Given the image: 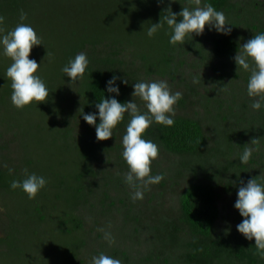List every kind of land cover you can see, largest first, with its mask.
Masks as SVG:
<instances>
[{
	"label": "trees",
	"instance_id": "16d2710c",
	"mask_svg": "<svg viewBox=\"0 0 264 264\" xmlns=\"http://www.w3.org/2000/svg\"><path fill=\"white\" fill-rule=\"evenodd\" d=\"M36 1L37 4L32 2L28 6V0H0V16L4 17L0 28L6 32L12 29L20 22L21 10L27 13L24 22L37 25L38 19L31 14L39 13L44 1H47L45 4L48 7L52 1ZM108 1L112 0H105L103 8L106 12L103 17L107 22L102 20L103 26L98 24L97 27L75 31L61 24L68 36L59 38L61 45L57 51L56 46L47 41L34 47L36 52H41L40 58L46 60L39 74L49 89L48 98L39 102L38 108L30 105L17 109L13 106L11 82L5 75L11 59L0 55V127H4L6 132H15L14 137L19 140L17 128L29 126L28 134L41 141L36 152L56 162L55 168L50 166L47 170H41L36 166V160L24 152L25 169H29V173L32 169L48 180L35 199H29L22 190L10 187L11 180L23 178L25 171H21L20 166H6L4 158L0 157V189L23 196L25 201L32 204V221L41 226L48 220H55L59 233L7 235V238L0 240L5 246L0 252V260H14L15 264H84L81 258L83 251L97 247L119 258L122 264H264V256L254 247V241L246 240L237 230L222 234L215 232V224L220 217V192L214 183L198 181L189 184L179 195L178 215L155 217L153 214L157 226L158 222H166L167 230L161 227L158 230L160 235H139L141 230H145L147 222L144 224L146 220L142 218V212L126 203L124 190L128 185L124 182V174L115 172L110 164L104 163L106 158H112V151L122 153V136L130 117L125 114L113 137L97 141L95 127L88 125L82 116L83 110L85 113L98 111L95 103L104 95H114L106 92V82L113 75L125 77L129 82L123 84L117 81L120 86L117 99L121 102L132 99V84L140 80L152 77L176 80L179 69L176 52L184 50L195 51L198 56L214 64L212 67L218 75L212 80L220 87L225 85L227 77H234L233 83L240 79L237 89L247 99L250 72L237 71L232 58L247 39L257 32H264V0H202V5L210 2L225 13L231 22L230 35L209 31L206 26L203 35H193L183 45L176 46L169 43L170 29L166 24L154 36L147 35L150 24L159 22L165 15L163 12L169 7L168 0L161 4L157 0H113L115 4L121 2L117 7L118 12L110 9ZM186 5L195 6L194 2L188 5V0H173L170 7L173 12L179 13ZM47 6H44V11L50 8ZM46 25L44 22L43 26ZM204 38H207V42L203 41ZM101 46L111 48L110 53L99 51ZM123 49L130 51V59L118 55ZM81 51L87 53L90 61L88 69L82 81L70 84V78L61 69ZM215 61L219 64H215ZM185 88L176 104L180 108L188 105L198 85L195 87L187 83ZM204 98L207 96L204 95ZM133 99L142 111L145 110L139 98ZM234 102L230 101L228 110L219 113L222 122L216 126V138L206 133L201 119L187 115H175L173 127L153 123L146 131V138L160 146L159 154L182 157L184 165L187 163L193 172L198 169L207 176L212 173L213 178L229 172L234 176L243 174L247 179L259 176L264 173V108L250 112V119L242 128L229 129L225 126L226 119L235 109L241 108L243 112L250 110L243 96ZM66 103L68 111L64 113ZM73 116L84 122V131L76 133L71 122ZM6 132L0 130V149L7 143L4 141ZM21 134L25 135L23 132ZM253 138H259V144L255 146L249 162L241 164L239 154ZM210 142H213L212 146ZM100 160L104 162L98 165ZM120 166H127L124 158ZM113 188L118 195H111ZM160 192L156 193L159 194L157 197H162ZM94 209L98 210L96 214ZM88 211L91 216L94 214L95 228L92 230H89L85 219V212ZM115 212L122 218L121 225ZM101 214L107 216L105 221L108 231L115 238L114 243L109 244L105 240L104 231H100L99 235H89L96 231V226L105 228ZM241 219L239 215V222ZM119 231L121 234L117 235ZM139 242L146 246L145 254L139 259H132L128 246Z\"/></svg>",
	"mask_w": 264,
	"mask_h": 264
},
{
	"label": "clouds",
	"instance_id": "9594fccd",
	"mask_svg": "<svg viewBox=\"0 0 264 264\" xmlns=\"http://www.w3.org/2000/svg\"><path fill=\"white\" fill-rule=\"evenodd\" d=\"M163 2L164 0H157L158 4ZM172 2L173 0H168L169 7L163 12L165 15L159 22L151 23L148 27L149 37L164 28L165 24L170 29L169 43L174 46L183 45L193 35H203L206 26L209 31L230 35L231 22L212 3L205 2L202 5V0H188V5L194 2L195 6H183L176 13L170 7ZM26 18L27 13L21 10L20 22L14 28L7 32L0 28V55L11 59L5 75L10 79L11 102L17 109L30 105L38 108V103L46 101L49 96V89L39 74L42 63L30 58L32 49L43 45V37L30 23L24 22ZM3 22L4 17L0 16V24ZM232 59L237 65V71L250 72L247 82L250 107L253 111L261 110L264 108V32H257L247 39L239 46ZM89 63L87 53L81 51L74 58H70L61 71L70 78L69 83L74 84L84 79ZM118 80L123 84L129 83L125 77L113 75L106 82V92L114 95H104L95 103L98 111L85 113L83 110L82 116L88 125L95 127L97 141L113 137L114 130L124 121L125 114L130 117L122 136V157L128 167L124 173V182L133 189V201L142 200L144 193L150 191L151 185L164 179L162 173L152 174V163L159 156L160 146L146 138V131L153 123L165 127L175 125V105L182 98V92H173L166 79L140 80L132 84V99L121 102L117 99L120 95ZM134 97L143 102L145 110H141ZM258 144L259 138H253L243 146V151L239 154L241 164L249 162ZM24 171L23 178L12 179L10 187L13 190H22L29 199H35L48 180L44 175L29 173L27 169ZM236 196L234 208L242 217L235 226L236 230L246 240L254 241V247L264 256V173L251 177L246 182L240 180ZM102 231L105 240L109 244L114 243L115 238L111 231ZM90 264H122V261L100 252L91 257Z\"/></svg>",
	"mask_w": 264,
	"mask_h": 264
},
{
	"label": "rangeland",
	"instance_id": "374dc122",
	"mask_svg": "<svg viewBox=\"0 0 264 264\" xmlns=\"http://www.w3.org/2000/svg\"><path fill=\"white\" fill-rule=\"evenodd\" d=\"M28 1V6H30L32 2L37 4L36 0ZM51 1L50 8L45 4L47 1H44L42 8L38 10L39 13L31 14V16L38 19V24L32 26L37 33L43 37L42 43L47 41L54 44L56 46V51L57 47L61 45L59 38L63 35L68 36L62 29L61 24L66 25L68 30L80 31L84 27H97L98 24L102 25L104 22L102 20H105V17H103L106 12L105 8H103L105 0H85L84 2H79V0ZM124 1L128 2V0ZM108 2H110V9L114 8L115 12H118L117 7L121 2H118L117 4L113 3V0ZM44 6L45 8L46 6L49 8L47 9L48 11L43 10L45 9ZM82 8H84V10H82ZM108 11L109 10H107V12ZM105 21L107 22V20ZM44 22H46L47 27L43 26ZM206 36L208 37V35ZM203 41L207 42V38H204ZM206 48L207 50L209 49L208 47ZM98 50L103 54H109L111 48L109 49L106 46H101ZM36 51L35 48L32 49V52L30 53L32 56L31 58H35L38 63H42V67H44L43 63H45L46 60L40 58L41 52L39 53ZM129 53L130 51L128 49H123L118 55L122 58L130 59ZM176 53V61L179 63L176 80L169 77H152L148 79H166L173 92L180 91L183 93V91H185L184 89H186L185 86L187 83H191L195 87L198 85L197 92L195 95L191 96L186 107L180 108L175 105V115H187L201 119L205 126L206 133H208L211 138H216V126L219 122H222V119L219 118V113L228 110L230 101L234 102L235 99L238 101L243 96L244 100L248 102L250 110L243 112L241 108L235 109V112L229 116V119H226L227 122L225 123V126L229 129H237L242 128L243 125L247 124L250 119V112L253 110L250 107L251 98H249L248 95L247 99L244 95L241 96L242 93L237 89L238 85H240V79L233 83L234 77H227L225 79V85L220 87L212 80L217 77L218 74L214 72L212 67L214 64L208 61V59H203L198 56L195 51L186 52L184 50ZM215 64L219 63L215 61ZM204 95H206L207 98H204ZM141 103L143 106V102ZM65 109L64 113H67V103L65 104ZM73 117H71V122L74 125L76 133L84 131V122L80 119L76 120V116ZM29 128L30 127L27 125L17 128L16 131L19 135V140H17L14 137L15 132L14 134L12 131L6 132L4 127H0V130L4 131V133L6 132L4 141L7 142L6 145L4 144L5 146H2L0 149V157L4 158L3 161L6 166L10 165L13 168L20 166L21 171H23L25 170L24 161L26 158L24 157V152H26V154H29L33 160H36V166L40 167L41 170H47L50 166L55 168V161L50 160L49 156L36 152L41 141L38 137L36 138L34 135L31 136L32 134H28ZM22 132L25 134L24 136L21 134ZM109 143H111V141H109ZM209 144L212 146L213 142H210ZM122 159V153L114 150L112 151L111 159L106 158V162L100 160L97 164L101 165L103 162L108 163L115 172H122L124 174L128 170V167L120 166ZM185 164L186 166L182 161V157L171 156L167 153L159 154L158 158L152 163V174L162 173L164 179L158 184L151 185L150 191L144 193L142 200L133 201L131 198L133 189L129 186L124 190L126 203L132 205L134 210L142 212V218L146 220L144 221V224L147 222L144 225L145 230H141L139 235H160L158 230L161 227L162 229L167 230L168 225L166 222H158L157 226V220L155 217H163L165 215L171 217L178 215L179 195L189 184L198 181L214 183L220 192V198L218 200L220 217L215 224V232L222 234L236 230L235 226L239 223V214L234 208V202L237 198L236 193L240 180L246 182L248 179L245 178L243 174H240V176H234L231 172L228 174L216 175L215 178H213L214 175L212 173L207 176L208 174H204L200 170L199 172L198 169L193 172L192 168L190 169L187 167L188 164ZM205 168L208 169L207 166ZM31 172H33L32 169ZM160 191L162 192V197H157L159 194L156 195V193H159ZM111 195H118L114 188ZM23 198V196L15 195L9 190L0 189V240L7 238V235H59L57 222L55 220H48L45 225L41 226L32 221L30 208L32 204L29 201H25ZM97 211L98 210L95 211V214ZM153 214H155V217H153ZM93 215H90V211H88V213L85 212V219L89 226V230H92L94 227ZM114 215L115 217H118L119 225H121L122 218L117 212H115ZM100 219H102L101 222L105 224V228L101 227V229H99L95 225L96 231H92L89 235H99L102 230H108V225L105 221L107 220V216L101 214ZM160 220H163V218ZM118 234H121V232H117V235ZM139 243L140 244H129L128 246L129 252L133 257L132 259H137V257L139 259L145 254L146 246L142 242ZM3 249H5V246L0 242V252ZM8 250L9 249H6V252H9ZM100 252L102 251L97 247H90L89 250L85 249L81 256L84 264H90L91 257L93 255H98ZM0 264H15V262L14 260L3 259L0 260Z\"/></svg>",
	"mask_w": 264,
	"mask_h": 264
}]
</instances>
